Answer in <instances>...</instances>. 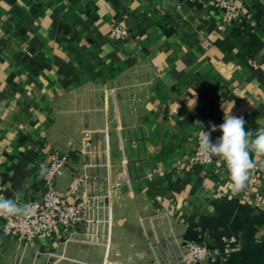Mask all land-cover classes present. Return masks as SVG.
<instances>
[{
    "label": "crops",
    "instance_id": "obj_1",
    "mask_svg": "<svg viewBox=\"0 0 264 264\" xmlns=\"http://www.w3.org/2000/svg\"><path fill=\"white\" fill-rule=\"evenodd\" d=\"M233 1L264 42V0ZM220 17L216 0H0V195L41 197V167L67 153L60 193L75 174L110 175L109 263H173L181 247L203 242L213 257L188 264H264V169L234 193L226 166H181L225 112L246 131L264 127V46L253 58L242 43L220 46L232 31L219 29ZM113 20L129 39L110 36ZM85 130L97 140L87 143ZM156 163L163 172L144 178ZM67 235L28 245L0 224V264H47L50 252H64L63 264L104 260V236Z\"/></svg>",
    "mask_w": 264,
    "mask_h": 264
},
{
    "label": "built area",
    "instance_id": "obj_2",
    "mask_svg": "<svg viewBox=\"0 0 264 264\" xmlns=\"http://www.w3.org/2000/svg\"><path fill=\"white\" fill-rule=\"evenodd\" d=\"M216 6L221 12L219 20L220 30L225 25H233L235 22L241 20L244 15L233 0H216ZM110 36L116 40H127L131 34L128 28L113 20L111 22ZM203 131L209 132L210 129L204 127ZM96 133L93 130H85L83 139L87 143L96 141ZM220 136L217 132H211L210 139L212 142H215ZM199 141L200 139L194 150L183 157L181 166L191 168L212 166L216 171L226 166L219 157H214L209 160L199 150ZM90 152L91 149L84 153L83 157L84 160L91 163ZM68 162L69 154L59 152L51 153L42 196L36 198L25 197L19 200L21 204L33 206L31 215L7 218L0 216L2 233L5 236L22 240L28 245H32L37 237L53 234L61 235L65 232L68 234L66 237L68 240L73 239V236L79 234L83 235L84 237L82 239L90 244L100 243V237L104 236L105 254L104 260L100 264H114L109 263L106 259L111 248V220L108 218L109 230L105 233L103 226L107 220H105L102 214V208L107 203V199L109 204L111 198L110 175L108 173V176H103L97 170L94 172L91 171L89 175L85 173L75 174L66 194H62L55 188V179ZM161 172H163V167L159 163H156L144 178L152 180ZM102 182L104 186L101 188ZM88 183L90 184V191L84 197H78L74 201L69 199V195L77 194L81 187L86 186ZM84 238H88V240ZM78 241L82 240L78 239ZM166 242V240H163V246H165ZM173 257L174 262L169 263L166 261V264H188L204 261L212 258L213 252L206 243L190 242L186 246L181 247L179 254ZM47 259V264H63L68 257L64 252H50L47 255ZM76 261L77 259H73V262ZM86 264H90V262Z\"/></svg>",
    "mask_w": 264,
    "mask_h": 264
},
{
    "label": "clouds",
    "instance_id": "obj_3",
    "mask_svg": "<svg viewBox=\"0 0 264 264\" xmlns=\"http://www.w3.org/2000/svg\"><path fill=\"white\" fill-rule=\"evenodd\" d=\"M199 124V122H197ZM246 121L242 116L224 115V122L220 125L211 124L210 131L200 132L199 150L211 160L219 157L226 164L228 173V187L238 193L247 187V184L257 169L258 165L264 169V159H253L264 157V127L254 131L245 130ZM219 130L222 135L215 142L210 139L211 132ZM30 167V166H29ZM47 169L41 167L40 175L45 177ZM22 193H13V198L0 195V216L19 217L29 216L33 206L19 202Z\"/></svg>",
    "mask_w": 264,
    "mask_h": 264
},
{
    "label": "trees",
    "instance_id": "obj_4",
    "mask_svg": "<svg viewBox=\"0 0 264 264\" xmlns=\"http://www.w3.org/2000/svg\"><path fill=\"white\" fill-rule=\"evenodd\" d=\"M217 43L227 50H233L237 43H242L244 48L243 57L253 58L264 42L256 33V27L249 17L243 15L241 20L232 25L230 34L221 33Z\"/></svg>",
    "mask_w": 264,
    "mask_h": 264
}]
</instances>
